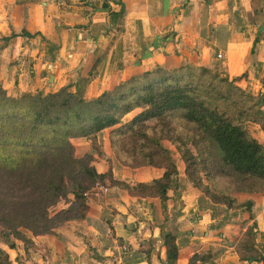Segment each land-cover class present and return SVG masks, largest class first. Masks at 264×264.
<instances>
[{
    "label": "crops",
    "instance_id": "1",
    "mask_svg": "<svg viewBox=\"0 0 264 264\" xmlns=\"http://www.w3.org/2000/svg\"><path fill=\"white\" fill-rule=\"evenodd\" d=\"M185 66L223 73L251 96H264V0H0V89L8 94L67 87L90 100L131 76ZM260 110L264 115V104ZM245 127L264 145L258 125ZM72 144L77 155L91 141ZM110 153L104 173L110 168L120 182L150 184L164 174L149 167L127 171ZM176 165L178 188L168 193L164 209L159 200L123 191L92 195L82 226L61 225L53 236L38 238L27 233L34 245L27 252L14 241L20 264H187L195 254H213L199 264H247L245 257L257 252L264 258V196H231L237 204H252L251 221L247 212L213 204L191 187L184 164ZM253 222L255 251L247 254L242 244ZM87 228L100 251L85 247ZM168 230L178 234L175 261L163 251ZM145 241L153 247L150 258L138 251Z\"/></svg>",
    "mask_w": 264,
    "mask_h": 264
},
{
    "label": "trees",
    "instance_id": "2",
    "mask_svg": "<svg viewBox=\"0 0 264 264\" xmlns=\"http://www.w3.org/2000/svg\"><path fill=\"white\" fill-rule=\"evenodd\" d=\"M237 81L205 67L185 66L131 76L92 100L67 87L19 97L0 89L3 235L21 242L28 251L34 245L27 233L33 238L53 236L57 227L85 220L87 195L96 184L118 188L131 198L159 200L164 209L179 177L173 152L164 143L181 155L192 188L213 204L249 213L254 221L252 204H237L231 196H264V145L245 127L252 123L264 133L260 110L264 96H251ZM104 131L109 132L113 158L121 167L163 170V176L150 184L120 182L110 168L98 174L92 154L75 156L72 140L89 139L94 154L106 158L97 140ZM62 202L64 207L51 214ZM255 228L253 222L244 234L242 247L247 254L255 251ZM177 237L176 230L163 237L169 261L179 256ZM90 239L89 249L100 251ZM142 249L138 251L150 258L152 245ZM212 256L195 254L187 264L205 263ZM245 260L264 264L259 252ZM0 264L10 263L0 254Z\"/></svg>",
    "mask_w": 264,
    "mask_h": 264
},
{
    "label": "rangeland",
    "instance_id": "3",
    "mask_svg": "<svg viewBox=\"0 0 264 264\" xmlns=\"http://www.w3.org/2000/svg\"><path fill=\"white\" fill-rule=\"evenodd\" d=\"M198 67H203V66H198ZM208 69V68H207ZM209 70H211V69H209ZM213 72H215L214 70H212ZM215 73H217V72H215ZM75 91H78V90H75ZM78 92H80V91H78ZM10 95H13L14 94V96L13 97H19V96H21V94L19 93V92H10L9 93ZM43 94V93H42ZM48 94V93H47ZM81 94V93H80ZM45 95V94H44ZM82 95V94H81ZM83 96V95H82ZM88 100V99H87ZM90 100H92V99H90ZM262 107V106H261ZM151 124L153 125L154 124V121H152L151 122ZM105 132V131H104ZM108 132V131H107ZM103 133V132H102ZM99 135H101V133L100 134H98V136ZM98 136H97V140H98V144L102 147V149L104 150V153H105V156H106V158H107V154L106 153H109V151H111V155H112V150H111V147H110V143H108V142H110L109 141V132H108V140H107V135H106V133H104L103 135H101L100 137H101V143H99V139H98ZM108 143V148H106L105 147V145ZM82 146V145H81ZM164 146L166 147V148H168V149H173V147L170 145V144H168V143H164ZM83 147V146H82ZM90 152V153H89ZM173 152V159L175 160V162H178L179 164H181L182 163V160H181V155L180 154H178V153H175L174 152V150L172 151ZM86 154H92L93 156H94V162H93V166H94V168L96 169V172L98 173V174H104V169H103V166H104V162H105V159L106 158H99V157H97L95 154H94V151H93V149L91 148V146H89V147H87V148H85L84 150L82 149V148H77V155H76V152H75V156L77 157V158H81V157H83L84 155H86ZM112 157H113V155H112ZM115 159V158H114ZM116 160V159H115ZM118 164V163H117ZM119 165V164H118ZM120 166V165H119ZM121 167V166H120ZM121 168H123V167H121ZM125 168V167H124ZM127 171H131L132 169H129V168H125ZM137 170V169H136ZM132 184H134V185H136V184H139V183H132ZM98 187L100 188V187H106L107 188V186H104V185H101V184H96L95 185V187L90 191V193L87 195V205H88V199L90 198V196H94V195H96V194H99V195H103L99 190H98ZM122 190H120V189H118V188H114V189H111V192H114V193H119V192H121ZM124 192V191H123ZM126 194H127V192H125ZM128 195V194H127ZM129 196V195H128ZM130 197V196H129ZM69 198L71 199L72 198V196L71 195H69ZM64 207V202H62L57 208H54V209H52L51 211H50V213L51 214H53V213H55L56 211H58L59 209H61V208H63ZM88 210H89V205H88ZM88 215H89V211H88ZM88 215H87V217H88ZM87 217H86V219L85 220H82V221H77V224L79 225V226H82V224L87 220ZM102 220V219H101ZM72 223H74V222H72ZM101 223L103 224V226H105V225H109V223L108 222H106L105 220H102L101 221ZM67 224H69V223H67ZM144 224H147V222H144ZM142 225V228H141V226H139V228H141V233H144L145 232V229H147L146 228V226L145 225ZM149 224V226H150V223H148ZM65 225V224H64ZM154 227H158L157 225H156V222H154ZM3 229H2V227L0 226V254L1 255H3V256H6L7 258H8V261H9V263L10 264H20V258L18 257V255H17V250L14 248V241H16V243L17 244H20V245H22L23 246V244L21 243V242H19V241H17V240H15V239H13V238H9V237H7L6 235H3V231H2ZM74 232H71V235H74L75 233H77V230H73ZM93 231L92 230H90V228H87L86 229V231H85V233L82 235V240H84L85 242H84V245H85V247H87V246H89V244H91V242H93L90 238V234L92 233ZM107 237H109V235L107 236ZM93 239V238H92ZM141 239H144L143 238V235L141 236ZM98 242L99 241H96V243L98 244ZM20 247V246H19ZM148 247H149V244H147V241H145V244L143 245V251L144 250H146V249H148ZM23 248H24V246H23ZM31 249V248H30ZM29 250V249H28ZM89 250H91V249H89ZM24 251H25V249H24ZM121 250H119V252H120ZM164 251V250H163ZM25 252H27V251H25ZM121 253H123V251H121ZM248 253H250V252H248Z\"/></svg>",
    "mask_w": 264,
    "mask_h": 264
},
{
    "label": "built area",
    "instance_id": "4",
    "mask_svg": "<svg viewBox=\"0 0 264 264\" xmlns=\"http://www.w3.org/2000/svg\"><path fill=\"white\" fill-rule=\"evenodd\" d=\"M218 58H220V56H218ZM98 190L104 195L110 193L109 189L106 187H100V188L98 187Z\"/></svg>",
    "mask_w": 264,
    "mask_h": 264
}]
</instances>
